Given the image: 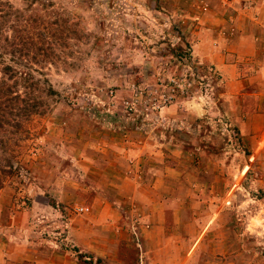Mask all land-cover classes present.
Instances as JSON below:
<instances>
[{
    "label": "rangeland",
    "instance_id": "1",
    "mask_svg": "<svg viewBox=\"0 0 264 264\" xmlns=\"http://www.w3.org/2000/svg\"><path fill=\"white\" fill-rule=\"evenodd\" d=\"M51 1L81 33L34 73L55 94L15 147L28 172L0 188V264H82L75 248L104 264H264L261 117L170 54L199 0ZM168 79L183 93L155 108L130 85L155 95ZM160 208L163 246L144 234Z\"/></svg>",
    "mask_w": 264,
    "mask_h": 264
},
{
    "label": "trees",
    "instance_id": "2",
    "mask_svg": "<svg viewBox=\"0 0 264 264\" xmlns=\"http://www.w3.org/2000/svg\"><path fill=\"white\" fill-rule=\"evenodd\" d=\"M30 1H38L39 7L29 10L27 4L19 9L0 0V188L9 179H21V170L28 172L21 165L15 147L26 138L29 120L44 114L45 98L55 94L47 80L37 78L34 73L41 75L44 65L59 60L69 46V40L79 39L81 33L77 23L67 14L52 8L51 0ZM169 49L182 65L191 64L210 75L211 66L197 65L187 41ZM140 84L130 82L147 106L162 99L163 90L153 95ZM130 97L137 100L136 95ZM127 103L130 109L131 103L137 105L133 101ZM73 255L82 264H104L100 258H93L76 248Z\"/></svg>",
    "mask_w": 264,
    "mask_h": 264
},
{
    "label": "crops",
    "instance_id": "3",
    "mask_svg": "<svg viewBox=\"0 0 264 264\" xmlns=\"http://www.w3.org/2000/svg\"><path fill=\"white\" fill-rule=\"evenodd\" d=\"M220 1H207L193 35H179L180 43L187 41L190 53L211 66L226 99L253 102L264 125V0ZM147 219L145 237L163 246V208L151 210Z\"/></svg>",
    "mask_w": 264,
    "mask_h": 264
},
{
    "label": "built area",
    "instance_id": "4",
    "mask_svg": "<svg viewBox=\"0 0 264 264\" xmlns=\"http://www.w3.org/2000/svg\"><path fill=\"white\" fill-rule=\"evenodd\" d=\"M199 3H200V7L201 9H206L207 8V3L204 2L203 0H199ZM174 80V79H173ZM172 80L168 79V81L166 82L167 85L163 84V86H169V88H166V87H163V95H161V100L160 101H154L151 103L150 106H147L149 108H155V107H158V103H163V105H165L167 102H170L172 101L173 99L176 98V94L177 92L180 94L183 93L182 90H179V88L176 86H172L171 83ZM197 83H200V81H198ZM177 84V83H174V85ZM172 86V87H170ZM163 96V97H162ZM80 210L82 209L81 207L79 208Z\"/></svg>",
    "mask_w": 264,
    "mask_h": 264
}]
</instances>
